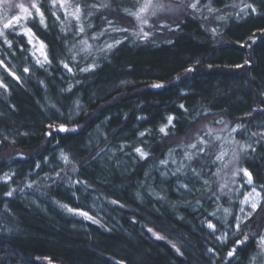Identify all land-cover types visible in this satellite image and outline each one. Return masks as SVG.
I'll use <instances>...</instances> for the list:
<instances>
[{
    "label": "trees",
    "instance_id": "1",
    "mask_svg": "<svg viewBox=\"0 0 264 264\" xmlns=\"http://www.w3.org/2000/svg\"><path fill=\"white\" fill-rule=\"evenodd\" d=\"M167 1L181 7L178 17L148 18L144 39L123 12L135 0H73L97 5L83 9V33L63 10L52 16L51 0H37L47 27L35 11L20 24L46 45L44 67L24 28L6 31L11 47L0 38V60L19 77L0 66V264H231L234 248L236 264H264L256 233L264 231V0H199L195 9L196 0ZM246 4L256 12H240ZM200 137L211 147L177 171ZM221 150L225 163L233 151L239 162L213 163ZM253 187L263 205L237 230Z\"/></svg>",
    "mask_w": 264,
    "mask_h": 264
},
{
    "label": "snow or ice",
    "instance_id": "2",
    "mask_svg": "<svg viewBox=\"0 0 264 264\" xmlns=\"http://www.w3.org/2000/svg\"><path fill=\"white\" fill-rule=\"evenodd\" d=\"M198 3H199V0H196V3L191 4L190 7L195 9L197 7ZM0 4H9L10 6L19 9V14H14L11 16V18H8L7 14L5 13L4 17L2 19H0V38L4 39V43L7 44L8 47L12 46V42L7 38L6 31L10 30V29L14 31L17 25L24 28V25L20 24V22L22 20L27 21L28 19L33 18V15H34L33 10L35 11V15L39 17V24L43 25L45 28L47 27L45 15H44L43 11H41V8H40L38 2H36V0H30V2L27 4L21 2V3H15L14 5L11 4V0H0ZM57 5H59L58 9H57ZM51 6L53 9H56V10L52 11L51 14H52V16L56 17V19L58 21L60 20V16L57 15V11H59V10L64 11L65 19H72V20L77 21L79 33H83L85 31V28H84L83 24L81 23V17L83 15H85V12L83 11V9H86L88 7L97 8V5L95 3H93L91 5H88V4L81 5L80 3H74L73 0H51ZM100 7H109V5L108 4H102V5H100ZM162 8H163V5L158 4L156 2V0H135L134 7L133 8H124L123 12L125 13V15L132 17L137 22V25L139 26V31L134 32L133 34L136 35L138 38L143 37L144 39H147L149 36V33L144 31L143 26L148 24V17L149 16H155L157 14V11L162 9ZM246 9H251L252 12H256V9L251 4L244 5V7L240 8V12H245ZM211 10L212 9L209 8V11H211ZM86 14L89 16L92 15L91 12H87ZM107 23L109 25H113L112 20H107ZM112 30L113 31H123V32L129 31L128 28L119 27V26H114L112 28ZM61 31L62 32L64 31L63 27L61 28ZM213 31H215V30H213ZM23 34L28 37L27 43L32 45V47L34 49L32 55L35 56L36 52L39 51L40 55L43 57V59L37 58L36 64L40 67H44L45 64L51 63V61L48 59L47 53L45 51L46 45L35 36V34L31 30V28H24ZM95 38L96 37L94 36L93 39H95ZM34 41H35V43H34ZM119 43H120V41L115 42V44H119ZM81 44L84 46L82 51H87L91 48V45L88 44L87 40H82ZM114 46H115L114 44H107L106 48H107V50H111ZM73 59H75V57H73ZM0 66H3L5 68V71H7L8 74L11 75L14 79L19 80V77L16 76L15 73L8 70L7 66L4 65L3 60H0ZM63 66L69 72L72 71V69L69 67V65L67 63H65ZM91 67L92 66H90L89 68H83V69H81V71H89V70H91ZM24 71L28 72L29 69L25 68ZM188 71H192V69H188ZM154 86L157 88L163 87V85H160V84H157ZM0 87H6V85H4L2 82H0ZM181 107H183V106H181ZM172 120H173V118L169 117L168 118V124H172ZM59 130L60 131H67V129L64 128L63 125L60 126ZM159 131L161 133H164L165 135H167V131H166L165 127H161L159 129ZM233 131H235V129H233ZM207 134L211 135V132H209ZM141 135H144V133H141ZM216 139H219V137H216ZM198 143L203 145L199 149H197L196 143L190 144L188 146L189 148L197 149V153L185 152L184 159L189 162V165H185L183 162H181L180 168H178L177 171H180L183 167L190 166L191 161L197 156L198 153L202 154V153H204L206 147H211L210 143L208 141H205L202 137L198 138ZM247 147H250V145L249 146L240 145V152L246 151ZM135 151L140 155V157L142 159L147 158V153L143 152L142 149L136 148ZM253 151H254V149H253ZM225 156H227V152L221 150L219 153H217L215 155V159L213 160V163L219 162L220 164H223L224 168H227L229 164H234V163L239 162V158H240L239 152L233 151L232 159L229 160L227 163H225V161H224ZM62 159L65 162H68V157L64 156L63 154H62ZM160 163L162 165H166L167 162L166 161H160ZM191 170L193 171L194 174L199 176V172L197 171V169L195 167H193ZM219 171H220V169L217 170V173H216L217 175L219 174ZM239 172H242L244 174V176H246L248 178L246 181L248 184L253 183L252 176L247 171V169L235 168L233 170L232 175L235 176ZM173 175H175V173H173ZM77 182L79 183V181H77ZM205 183H207V181H205ZM225 186H226V184H222L221 188H223ZM29 187H31V185H29ZM182 187H186V186L182 185ZM6 195L11 196L12 192L10 191V192L6 193ZM260 195H261L260 192H257L256 188L253 187L252 191L250 193H248L247 195H245L244 200L241 201V204L242 205H245V204L248 205L251 209V212H255L260 207ZM112 203L115 204L117 202L112 201ZM61 207L65 208L69 212L77 213V214L83 216L84 218L91 220L94 223L97 222L87 212L68 208L67 205H61ZM244 211H245L244 207H241L240 212L244 213ZM251 212L246 213V216H250ZM224 213H225V220H227V217L231 214L230 210L224 209ZM211 215H215V213H211ZM236 220H237V223H236L235 227L237 230H239L240 223H243L244 221L241 217H236ZM207 227L209 229L215 231V225H213L211 222H209L207 224ZM149 231H151V229H149ZM153 236L157 240L164 239V237H162L156 233H153ZM226 236H227V233L224 234V237H217V239H220L223 242L225 240ZM248 238L249 237L247 235H245L243 240H237L236 243L237 244L244 243ZM258 246L261 249L260 255L264 256V237L260 238V240L258 242ZM172 247L176 249L177 253H179L180 250L178 248H176L175 244H172ZM209 251H211V249ZM234 252H235V248L228 253V256L232 257Z\"/></svg>",
    "mask_w": 264,
    "mask_h": 264
},
{
    "label": "rangeland",
    "instance_id": "3",
    "mask_svg": "<svg viewBox=\"0 0 264 264\" xmlns=\"http://www.w3.org/2000/svg\"><path fill=\"white\" fill-rule=\"evenodd\" d=\"M25 3V4H27V3H29L30 2V0H11V4H15V3ZM36 2H37V0H36ZM156 2L158 3V4H162L163 5V8L162 9H160V10H158L157 11V18L155 19L156 21H159V20H161V21H164V20H166V19H175V18H177L178 17V15H179V11H180V8L181 7H179V6H175V5H170L169 3V1H167V0H156ZM34 11V10H33ZM5 13L7 14V17L8 18H11V16L12 15H14V14H19V9L18 8H14V7H12V6H10L9 4H0V19H2L3 17H4V15H5ZM161 15H160V14ZM202 14H206L205 12H203ZM160 15V16H159ZM148 18H151V19H153V18H155V16H149ZM1 52V51H0ZM68 71V70H67ZM69 72V71H68ZM77 107H78V103H75L74 104V110L75 109H77ZM73 115H74V112H73V110L72 109H69L68 110V112H66V117H67V119H69V121L73 118ZM63 127H65V126H63ZM60 128V127H59ZM57 129V128H56ZM92 137L93 138H95L96 137V134H92ZM106 155H108V154H106ZM232 155H233V153L231 154V159H232ZM65 156V155H64ZM59 160L61 161V162H64V163H66L63 159H62V154H60L59 156ZM6 179V178H5ZM257 190V192H260L258 189H256ZM252 191V189L251 190H248V191H246L245 192V194L243 195V197L241 198V200H240V206H239V211H238V217H241L242 219H243V221H245L246 219H248L250 216H252V215H254V214H256L258 211H259V208L263 205V196H262V194H261V192H260V207L255 211V212H251V209H250V207L248 206V205H242L241 204V201H243L244 200V197H245V195H247L248 193H250ZM241 207H244V209H245V211H244V213H241L240 212V208ZM262 209H264V206L263 207H261ZM262 211V210H261ZM251 212V215L250 216H246V213H250ZM264 212V211H263ZM258 214V213H257ZM263 217H264V215H263ZM208 224V223H207ZM241 224V223H240ZM263 227H264V223H263V225H262ZM264 229V228H263ZM211 230V229H210ZM211 231H213V230H211ZM216 231V230H215ZM215 231H213V232H215ZM256 233H258V242H259V240H260V238L261 237H264V231L263 230H261L260 232L258 231V232H256ZM219 237H224V234H221ZM226 241H227V236L225 237V240L222 242V240H221V242L222 243H226ZM233 258V259H232ZM228 259H232V263L231 264H236L237 263V259H235L234 258V256H232V257H228Z\"/></svg>",
    "mask_w": 264,
    "mask_h": 264
},
{
    "label": "water",
    "instance_id": "4",
    "mask_svg": "<svg viewBox=\"0 0 264 264\" xmlns=\"http://www.w3.org/2000/svg\"><path fill=\"white\" fill-rule=\"evenodd\" d=\"M64 128H66V127H64Z\"/></svg>",
    "mask_w": 264,
    "mask_h": 264
}]
</instances>
